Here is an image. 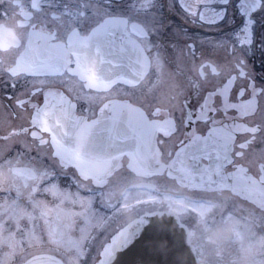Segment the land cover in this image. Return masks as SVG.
Masks as SVG:
<instances>
[{
    "label": "flooded vegetation",
    "instance_id": "obj_1",
    "mask_svg": "<svg viewBox=\"0 0 264 264\" xmlns=\"http://www.w3.org/2000/svg\"><path fill=\"white\" fill-rule=\"evenodd\" d=\"M118 101L156 122L158 172L82 177L66 127ZM153 210L195 264H264V0H0V264H95Z\"/></svg>",
    "mask_w": 264,
    "mask_h": 264
},
{
    "label": "water",
    "instance_id": "obj_2",
    "mask_svg": "<svg viewBox=\"0 0 264 264\" xmlns=\"http://www.w3.org/2000/svg\"><path fill=\"white\" fill-rule=\"evenodd\" d=\"M110 107L115 109L102 111L91 122L88 132L74 129L67 135L78 136L87 142L89 140L86 145L88 163L76 167L79 175L99 178L111 169L110 162L121 156L129 159L130 169L157 172L152 163L156 150V122L148 120L141 109L128 102H118ZM84 145L78 144L71 149L74 153L85 152ZM93 150L99 157L98 163L105 161V165L94 166ZM71 160L81 164L84 161L76 157ZM152 257L155 258L153 263ZM159 258H164L165 262L158 263ZM23 264L62 263L55 257L41 254L27 259ZM96 264H195V257L189 234L179 219L165 211H154L140 215L120 229L105 244Z\"/></svg>",
    "mask_w": 264,
    "mask_h": 264
},
{
    "label": "rangeland",
    "instance_id": "obj_3",
    "mask_svg": "<svg viewBox=\"0 0 264 264\" xmlns=\"http://www.w3.org/2000/svg\"><path fill=\"white\" fill-rule=\"evenodd\" d=\"M210 214V208L205 210L204 216L203 217H208Z\"/></svg>",
    "mask_w": 264,
    "mask_h": 264
}]
</instances>
